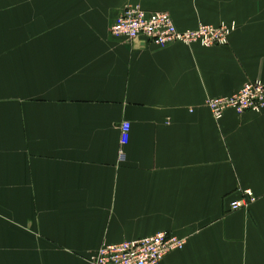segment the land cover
Returning <instances> with one entry per match:
<instances>
[{
  "label": "crops",
  "instance_id": "0c3cea01",
  "mask_svg": "<svg viewBox=\"0 0 264 264\" xmlns=\"http://www.w3.org/2000/svg\"><path fill=\"white\" fill-rule=\"evenodd\" d=\"M131 4L237 28L210 48L113 36ZM255 79L264 0H0V264H93L158 232L187 240L162 264H264V110L206 106Z\"/></svg>",
  "mask_w": 264,
  "mask_h": 264
},
{
  "label": "built area",
  "instance_id": "2783aa9c",
  "mask_svg": "<svg viewBox=\"0 0 264 264\" xmlns=\"http://www.w3.org/2000/svg\"><path fill=\"white\" fill-rule=\"evenodd\" d=\"M236 22L200 24L194 29H180L173 16L164 11H148L138 4L126 6L111 27L115 37L143 43H155L167 47L175 43L199 44L203 47L226 46L236 30ZM206 106L214 118L219 120L228 110L238 114L260 113L264 110V81L250 80L230 96L212 97ZM128 130L130 125L123 124ZM258 197L251 189L243 190L239 199L232 200L230 210L247 209ZM187 243L183 237L169 232H158L152 236L124 240L119 243H105L91 258L93 264H162L170 253L182 250Z\"/></svg>",
  "mask_w": 264,
  "mask_h": 264
}]
</instances>
